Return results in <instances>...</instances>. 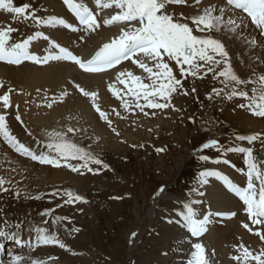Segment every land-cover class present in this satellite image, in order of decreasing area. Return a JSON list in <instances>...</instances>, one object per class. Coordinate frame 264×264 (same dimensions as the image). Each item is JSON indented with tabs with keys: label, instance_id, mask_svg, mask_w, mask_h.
I'll return each instance as SVG.
<instances>
[{
	"label": "bare ground",
	"instance_id": "1",
	"mask_svg": "<svg viewBox=\"0 0 264 264\" xmlns=\"http://www.w3.org/2000/svg\"><path fill=\"white\" fill-rule=\"evenodd\" d=\"M43 2L46 6L42 12L38 13L31 8L28 11L30 13L36 11L34 12L35 15L40 17L42 21L53 17L68 20L70 10L64 4V0H43ZM76 2L82 3L94 11L99 27L88 29L84 26L75 28L77 30L64 29L58 24L37 23V21L34 22V17L28 16L26 18L25 15L10 13L7 4H4L3 9H0V97H5L3 101H0V114L5 115L6 125L11 135L20 143L34 150L37 155L41 152L40 149H37L38 147H35L36 142L39 140V142L41 141L40 144L42 143L45 138L43 130L52 124L76 126L87 141L106 140L108 129L115 130L112 131L115 133L119 130V127L127 125V133L116 132V134H119V138L125 143L134 144V142H139L138 134L133 132L128 121L125 123V118L126 116L134 118L136 114L142 115V112L136 109L134 104L131 110H125L120 100L109 91V85L115 82L118 71L127 69L135 75L147 77V74L136 65H133L131 61H124L116 69L106 73H80L72 65L59 60H49L43 66L29 65L27 61L20 60L22 53L31 48L45 54L60 48H71L79 54L92 51L103 43L116 38L120 34L121 28L127 30L126 25L104 24L105 19H110L112 15L120 11L115 4H112L109 8L103 7V4L110 3V0H100V6L97 5V0H76ZM12 3L14 6H21L15 4L13 0ZM27 4L30 5L31 2L27 1ZM209 6L221 7V0H198V2L197 0H187L185 4L169 5L167 11L174 15V19L187 22L193 28V34L211 35L213 38L221 40L229 53L233 71L246 82L243 83L249 89L248 91L246 89V91L251 92L248 96H253V89L255 88L257 89L256 96L258 98L259 89L262 86L260 77L264 76V34L256 28L246 14L239 16L237 23L239 24L242 20L243 24L236 32H228L223 29L221 32L215 30L199 32L190 17L202 14L203 10ZM181 13H183V17H181ZM214 14L218 15L219 13L217 11ZM228 18V15L224 17L225 22ZM20 23L23 24L24 30L18 28L19 30L17 29L15 35L21 34V37L13 39L12 36L11 38L14 41H8L11 29L14 26L19 27ZM132 23L137 27L139 26L138 22ZM145 62L151 66V62L147 60ZM170 66L173 67V74L177 79L192 78L191 74L182 76L179 68L175 66V62H171ZM200 73L201 71L198 72V74ZM148 82L145 79V83ZM116 86L117 88L124 87L118 83ZM249 102L248 99H241L233 104L232 101L223 102L227 107L224 117L235 127L233 135L229 136L226 135L228 134L226 124H220L217 121L218 118H215L216 113L214 111L210 114L203 112V119L205 120L202 119L203 121L200 122L202 123L200 124L201 128L208 127V129H211L215 127V124H220L216 128L220 132L211 130V134H213L205 140L207 142L215 139L219 143V148H217V154L211 155L207 151L208 149L202 150L204 142L196 151L198 156L211 158L208 161L203 160L205 166L200 172L206 170L219 171L240 187H246L248 182L244 154L238 151H228V149L252 148L255 162L260 171L264 173V117L254 115L250 110L239 106ZM179 103L178 101L175 103L177 107ZM5 104L9 106L5 107ZM95 106H99L102 111L108 114L112 122L111 126L99 118ZM170 108L171 106L154 112L150 124L157 135L166 128L167 124L170 125V118L174 119L172 115L170 116L172 112ZM174 114L176 115V112ZM17 116H19V120L16 119ZM97 133H100L102 137L98 136ZM254 134H258L259 139L252 142L237 139L239 136L247 137ZM157 137L159 138V135ZM108 145H112L110 141ZM53 151L48 149V151L43 152L55 155ZM217 160L221 162L218 163ZM224 160L230 161V163H223ZM69 163L74 164L73 160H70ZM62 168L71 170L63 164L60 167H54L41 164L30 157L21 155L0 135V178L6 181L4 187L8 188L7 192H0V230L15 231V228L10 229L9 225L23 222L20 238L23 241L30 242L25 243L23 246L16 245V248L10 249L12 248L11 242L7 244L6 252L5 248L0 247V261H2V264H12L13 256L22 257L21 264H32V261H43L44 264L61 263H58L56 254V246L59 247V245L38 244L37 233L34 229L37 227L44 228L47 230V235L55 234L57 239L63 243L61 228L58 225H62L59 217L60 214L62 215L60 209L67 207L65 200H61L54 218L47 219L44 215L36 216L35 209L23 208L19 211L13 209L10 205L12 201L9 200L7 193L10 192V189L12 192L17 190L27 193L39 192L52 186L58 189L63 188L62 190L71 187L74 190V177L71 171ZM200 172L188 194L183 198H169L156 206L155 202L163 194V192H160L161 188L157 189L156 194L153 196V205L150 208L146 230L151 228L155 233L150 239L153 244L151 249L148 253H144L145 260L150 262L148 264H188V261L192 259L195 243L203 245L204 254L207 252V255H205L207 256V264H244L243 260L233 259V257L242 254L241 245L254 254L264 249V240L256 235L258 230L264 233V225H253L251 223L244 211L245 206L243 203L234 193L229 191L220 179L208 177V183L202 184L200 182ZM253 183L258 191L259 181L255 177H253ZM75 186L77 188L81 187L80 185ZM62 195H56L54 199L57 197L62 199ZM26 197L28 196L20 195L18 198L22 200ZM196 201H199V203H196ZM186 204H190L196 211L197 219H203L205 215L210 213L209 222L206 225L207 230L198 239L191 236L180 215L182 212H187L184 207ZM48 207L50 210H55L50 203ZM64 211H66V208ZM68 211L71 210L68 208ZM217 213H235V215H217ZM35 217L37 219L34 220ZM4 218H7L8 225L3 223ZM154 218L157 219L156 222H153L155 221ZM45 223H48V225H45ZM245 223L252 229L251 232L243 227ZM30 228L33 230L30 231ZM6 240L8 239L0 238V245ZM208 252H212L214 257L210 256L208 258ZM71 258L72 256L66 257L68 260ZM250 264H255V261H251Z\"/></svg>",
	"mask_w": 264,
	"mask_h": 264
},
{
	"label": "snow or ice",
	"instance_id": "2",
	"mask_svg": "<svg viewBox=\"0 0 264 264\" xmlns=\"http://www.w3.org/2000/svg\"><path fill=\"white\" fill-rule=\"evenodd\" d=\"M185 3H187V0H110V3L103 4L104 8H109L112 4H115L120 9L110 19H105L104 24L112 25L116 23L126 25L127 30L121 28L120 34L104 45L102 52L99 54V60L104 66L101 70L115 69L123 61H131L133 65H136L147 74V77H143L135 75L127 69L116 73L115 82L109 85V91L120 100L125 110H131L133 104L142 113L145 111V108L162 110L171 106L172 94L182 87L181 80L177 79L173 74V67L170 66L171 62H175V66L179 68L182 76L188 74L196 76L201 69L207 66L206 72L214 73L213 79L223 77L221 83L225 85L233 82L236 85L246 83L240 80L233 71L229 53L221 40L213 38L211 35L193 34V28L187 22L174 19V15L167 11L169 5H181ZM221 3L222 6L219 8L209 6L203 10L202 14L190 17L199 32H211L212 30L221 32L222 29L228 32H236L240 25L243 24L242 20H240L239 24L237 23L239 16L246 14L256 28L264 34V0H221ZM4 4L8 5V12L25 15L26 18L28 16L34 17L37 23L64 25L72 30H77L63 18L53 17L42 21L34 12L30 13L28 11L31 5L27 3L21 6H14L12 0H0V9H3L2 6ZM64 4L74 14L79 24L86 26L88 29L99 27L94 14L84 4L77 3L76 0H64ZM97 5L100 6V0H97ZM217 11L219 14H214ZM226 15L229 18L225 22L224 17ZM181 17H183V13H181ZM132 22H138L139 26H135ZM145 60L151 62V66ZM220 65H223V67L217 71L216 69ZM145 79L149 82L145 83ZM117 83L124 87L117 88ZM260 83L262 86L259 89L258 98L256 96L257 89L255 88L253 89V96L249 97L247 92L237 91L233 87L231 93L228 94V99H231L233 96L245 97L250 102L239 106L250 110L254 115L264 117V76L260 77ZM213 91L219 95L222 90L213 89ZM4 99L5 97H0V101ZM8 106L5 104V107ZM95 110L99 118L111 126L112 122L108 114L102 111L99 106H95ZM16 119L19 120V116ZM67 131L73 132L74 129L68 128ZM0 135L3 136L5 141L16 152L30 157L41 164L54 167H60L63 164V166L70 168L74 172H79L81 169H87L91 172L93 169L89 167L90 164H103L101 159L96 158L90 152L85 151L84 148L67 139L63 132L49 133L52 140L47 144V148L54 150L55 155H50L46 152H41V154L37 155L34 150L20 143L11 135L6 125L5 115L3 114H0ZM237 139L252 142L259 139V135L239 136ZM209 148H219L218 141L212 139L202 145V150ZM158 151H162V149ZM228 151H238L244 154L248 178L246 187L238 186L227 176L216 170L200 172V182L207 184L208 177H216L223 181L229 191L242 201L245 206L244 211L247 213L251 223L253 225H264V173L260 171L255 162L253 150L252 148L239 147L230 148ZM201 159L208 161L211 158L201 156ZM70 160L82 161V163L72 164L69 163ZM216 162L219 163L221 161L217 160ZM222 162L230 163L227 160ZM103 166L107 167L106 164ZM253 177L259 181L258 191L256 185L253 183ZM5 183L6 181L0 178V192L8 191V188L4 187ZM160 192H163V188L160 189ZM59 194L53 193V195ZM19 195V190H17L16 196L19 197ZM63 195L68 197L65 201L66 203L83 199L82 196L76 195L71 191H66ZM36 198L38 199L39 197ZM196 203H199V201H196ZM184 207L187 209V212H182L180 215L185 227L192 237L201 236L207 230L206 225L209 222L210 213L209 215H205L203 219H197V213L190 204H186ZM46 214L42 213L41 215ZM217 215H235V213H217ZM3 223L8 225L7 218L3 219ZM22 224L23 222L9 225V228H15V231L0 230V238L14 241L19 246L30 243L20 238ZM243 227L250 232L252 231L247 223L243 224ZM29 230L32 231L33 229L30 228ZM34 230L37 233L36 239L38 244H58L62 248L65 247L55 234L47 235L46 229L37 227ZM134 235L135 233H133ZM256 235L261 240H264V233L258 230ZM0 247H3V245H0ZM240 247L243 249L242 254L233 257V259L238 261L243 260L244 264H250L251 261H255V264H264V249L254 254L248 248L243 247V245ZM193 248L195 250L192 252V259L188 261V264H207L203 245L195 243ZM22 259L20 256H13L12 264H21ZM0 264H2V261H0ZM32 264H44V262L32 261Z\"/></svg>",
	"mask_w": 264,
	"mask_h": 264
},
{
	"label": "rangeland",
	"instance_id": "3",
	"mask_svg": "<svg viewBox=\"0 0 264 264\" xmlns=\"http://www.w3.org/2000/svg\"><path fill=\"white\" fill-rule=\"evenodd\" d=\"M13 1L17 5H23L29 1L31 2L30 8L38 13L42 12L46 6L43 0ZM34 22H36L35 19ZM22 25L20 23L19 27L14 26L11 29L8 41H14L13 39L21 37V34L15 35V32L18 28L23 29ZM222 67L223 65L216 70H220ZM206 68L207 66L200 70L202 74L180 79L182 87L171 97L173 100L170 116L172 115L174 119L170 118V125L167 124L166 128L158 134L159 138L152 130L150 121L155 110L160 109L148 108L145 109V113H142L143 116L136 114L134 118L130 116L125 118V123L128 121L133 132L138 134L139 142H134V144L125 143L119 138L120 135L116 134V132L127 133V125L119 127L115 133L112 132L115 130L108 129L107 138L103 141H87L78 127L68 124H52L43 130L44 140L41 144V141L38 140L35 145L38 147L37 149H40V152L48 151L47 144L51 142L49 140H52L49 133L63 132L67 139L103 161L101 165L90 164L89 167L93 169L91 172L87 169L74 172L62 168L71 171L74 184L81 186L77 188L74 185V190L70 186L66 190L52 186L39 192L19 191L20 195L28 196L22 200L16 196L17 191L12 192L10 189V192L7 193L9 200L12 201L10 205L13 209L18 211L23 208L35 209L36 216L47 213L44 215L47 219L54 218L61 200L68 199L64 195H62V199L60 197L54 199L56 195L53 193L63 194L66 191H71L83 197L82 200L67 203V207L60 209L62 215L60 214L59 219H61L62 225H58V227L61 228L65 247L56 246L58 263L61 262L59 264L150 263L145 260V254L153 245L150 239L155 231L151 228L146 230V227L149 222L150 208L153 205V196L157 189L163 188V194L155 202L156 206L162 204L166 199H181L188 194L196 176L205 166L201 156L196 153L198 147L213 134H211V130H217L216 128L220 124H226L227 136L234 133L235 127L224 117L227 107L223 102L232 101L233 104L241 99H246L240 96L228 99V94L231 93L233 87L237 91L247 92L249 90L243 83L236 85L233 82L225 85L221 83L223 77L213 79L214 73L206 72ZM237 76L243 81L241 76ZM213 89L222 91L217 95ZM177 101L180 102L178 107L175 104ZM149 110L150 112H148ZM212 111L216 113L215 118H218L217 121L220 124H215V127L211 129L201 128L200 124L202 123L200 122L205 120L203 112L210 114ZM220 115L223 117L221 118ZM68 128H72L74 131L68 132ZM216 132H220V130ZM223 133L225 132L223 131ZM25 134L27 135L26 132ZM97 135L102 137L100 133ZM109 141L112 145H108ZM159 149L162 151H158ZM207 151L213 155L217 154L218 149L209 148ZM73 163L80 164L82 161L73 160ZM105 164L107 167L103 166ZM55 190L56 192H54ZM49 203L55 210L49 209ZM65 208L66 211H64ZM68 208L71 211H68ZM35 219L37 218L35 217ZM154 220L153 222H156L157 219L154 218ZM133 233H135L134 236ZM66 255L72 256V258L68 260ZM204 255H207V252ZM208 256V258L214 257V254L208 252ZM205 257L207 258V256Z\"/></svg>",
	"mask_w": 264,
	"mask_h": 264
}]
</instances>
